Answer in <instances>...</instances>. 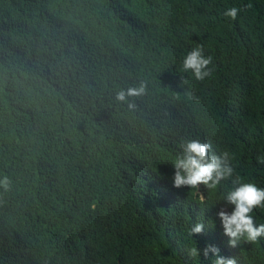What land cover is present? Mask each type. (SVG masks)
<instances>
[{
	"label": "trees",
	"instance_id": "trees-1",
	"mask_svg": "<svg viewBox=\"0 0 264 264\" xmlns=\"http://www.w3.org/2000/svg\"><path fill=\"white\" fill-rule=\"evenodd\" d=\"M197 44L204 82L180 71ZM141 81L133 109L116 102ZM188 139L264 188V0H0V264H212L208 245L264 264V239L223 234L231 181L203 202L172 186Z\"/></svg>",
	"mask_w": 264,
	"mask_h": 264
},
{
	"label": "clouds",
	"instance_id": "clouds-1",
	"mask_svg": "<svg viewBox=\"0 0 264 264\" xmlns=\"http://www.w3.org/2000/svg\"><path fill=\"white\" fill-rule=\"evenodd\" d=\"M246 7H251V5ZM241 11L239 7H231L223 15L235 21ZM212 63V56H205L203 45L197 44L184 55L180 71L190 74L191 78L197 82H204L212 76ZM183 82L187 83V80ZM146 91L147 86L141 81L136 86L117 91L115 100L133 109L135 104L130 98L141 97ZM188 99L194 104L200 102V97L195 92L188 93ZM178 147L180 152L170 163L174 169L171 178L172 186L178 189L187 187L200 195L201 202H203V193L199 191L200 186L214 193L224 186L223 182L231 181L233 187L223 194L222 200L233 206L232 211L220 208L216 213L221 222L223 234L228 237L229 246L237 247L241 241L246 244H256L264 239V223L258 224L254 215V212L264 210V188L236 175L229 152L224 151L217 155L213 152L212 144L209 142L188 139L181 141ZM11 185L12 181L7 175L0 176V189L5 192L9 191ZM204 228L203 222H196L190 228L189 236L201 234ZM209 253L213 256L212 264H237L235 258L219 255V249L215 246L208 245L203 249L202 254L205 257H208ZM200 254L196 245L188 249L190 258L198 257Z\"/></svg>",
	"mask_w": 264,
	"mask_h": 264
}]
</instances>
